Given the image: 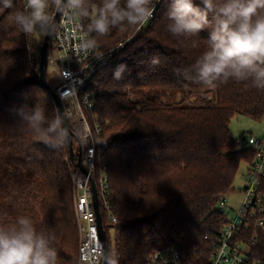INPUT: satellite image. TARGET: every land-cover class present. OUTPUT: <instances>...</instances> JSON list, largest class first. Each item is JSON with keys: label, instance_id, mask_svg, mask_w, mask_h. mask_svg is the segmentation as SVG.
Listing matches in <instances>:
<instances>
[{"label": "trees", "instance_id": "1", "mask_svg": "<svg viewBox=\"0 0 264 264\" xmlns=\"http://www.w3.org/2000/svg\"><path fill=\"white\" fill-rule=\"evenodd\" d=\"M100 3L89 0V17L78 16L85 27ZM26 5L27 0H13L8 9L0 4V225L26 216L38 230L55 234L58 264H78L68 143L59 149L46 146L17 111L37 107L47 121L59 116L39 80L40 46L14 20ZM167 10L168 0H159L153 18L91 82L100 127L97 151L109 163V200L117 219L109 220L101 205L108 264H148L153 252L169 245L178 248L183 264H209L225 223L218 203L235 191L240 164L247 175L255 159L254 150L244 147L252 135L234 139L229 124L237 115L262 120L264 90L235 81L207 87L178 74L206 50L208 32L173 36ZM55 11L49 9L52 18ZM135 28L91 36L108 48ZM153 57L159 59L157 66L151 64ZM121 64L127 70L116 80L113 73ZM260 190L264 210V177ZM252 234L244 235L250 260L264 264V229L254 243Z\"/></svg>", "mask_w": 264, "mask_h": 264}, {"label": "clouds", "instance_id": "2", "mask_svg": "<svg viewBox=\"0 0 264 264\" xmlns=\"http://www.w3.org/2000/svg\"><path fill=\"white\" fill-rule=\"evenodd\" d=\"M156 3L159 0H101L86 29L76 25L84 32L78 47L87 51L95 48L96 36L125 26H143ZM0 4L12 8L13 0H0ZM50 8L82 19L90 15L89 0H27V10L16 12L15 23L25 34L47 33L53 26ZM166 15L167 30L175 37L208 32L206 50L178 74L207 87L235 81L264 90V0H168ZM151 64L157 66L159 59L153 57ZM126 70V64L118 65L113 78L121 79ZM17 111L46 146L59 149L67 142L68 131L60 116L47 121L37 107ZM54 241V233L38 230L30 218L21 216L10 225H0V264H58Z\"/></svg>", "mask_w": 264, "mask_h": 264}, {"label": "built area", "instance_id": "3", "mask_svg": "<svg viewBox=\"0 0 264 264\" xmlns=\"http://www.w3.org/2000/svg\"><path fill=\"white\" fill-rule=\"evenodd\" d=\"M152 18L153 15L147 22ZM76 25L86 29L78 16L58 13L47 50V71L54 76L56 85L53 88L78 146L72 173L73 206L79 232L78 264H102L104 243L98 231L91 180L96 187L99 208L103 206L109 220L114 223L117 220L109 200V163L97 151L96 136L100 133V127L91 82L100 68L115 59L116 54L132 42L143 26H136L131 35L109 48L104 49L96 44L95 48L85 51L78 47L84 32L78 30ZM247 143L255 152V159L247 168V185L242 189L240 205L232 216L226 213L227 209L232 210L226 205L225 198L228 196L218 203V212L225 218V223L209 264H252L250 247L244 235L253 232L249 241L254 243L257 231L264 229L263 194L260 190V182L264 177V137L252 136ZM79 166H83L86 171L80 170ZM148 264H183V258L176 246L169 245L153 252Z\"/></svg>", "mask_w": 264, "mask_h": 264}, {"label": "rangeland", "instance_id": "4", "mask_svg": "<svg viewBox=\"0 0 264 264\" xmlns=\"http://www.w3.org/2000/svg\"><path fill=\"white\" fill-rule=\"evenodd\" d=\"M31 37V42L33 45H37L38 47L41 44L42 37L44 36V33H40L39 31L33 32L29 34ZM121 41V40H120ZM115 45V44H114ZM113 46V45H112ZM109 48V47H108ZM106 49V48H104ZM48 66L46 69V78L49 84L54 87L56 85V81L54 80L53 75L48 74ZM194 100V98H192ZM229 130H230V135L232 138L237 139L242 136L248 137L249 135H252L253 137L257 138H263L264 137V118L260 121L253 120L250 117L244 116V115H237L235 116L234 119L231 120L229 124ZM249 146L248 143L244 144V147ZM78 151V146L77 143L75 146H73V160L70 157V160L72 162V167L73 165L75 166L76 163H74L76 159ZM247 185V178H246V166L244 163L240 164L238 173L236 175L235 181H234V187L235 191L232 192L231 194L226 197V205L227 207L231 208L226 210V213L228 216H232L234 214V210H237L241 199H242V189ZM74 208V206H73ZM112 209V208H111ZM117 220V219H116ZM117 222V221H116ZM115 231H110V240L111 243L114 244L115 241ZM77 242L79 245V236L77 238ZM106 242L108 244V239L106 235Z\"/></svg>", "mask_w": 264, "mask_h": 264}, {"label": "water", "instance_id": "5", "mask_svg": "<svg viewBox=\"0 0 264 264\" xmlns=\"http://www.w3.org/2000/svg\"><path fill=\"white\" fill-rule=\"evenodd\" d=\"M58 13H59V11L56 10L54 15H53V26H54L55 21L57 19ZM53 26H52V28H53ZM52 28L47 33H44V36H43V39H42V42H41V45L39 48V56H40L39 80H40L41 84L44 86V88L50 94V96H51V98H52V100H53V102H54V104L58 110L59 116L63 119V126L68 131L67 143L69 146L70 157H71V159H73V136H74V134H73V131H72L71 126L69 124V121L67 119V116L64 112L63 106L59 100V97L57 96L56 91L49 84V82L47 81V78H46L47 50H48V46H49ZM79 168L82 171H86L85 168H83V166H79ZM91 188H92V198H93V203H94V209H95L96 218H97L98 231H99V235H100V237L104 243V255H103L102 264H108V259H109L108 244L106 242V233L104 231L103 224H102V216H101V212H100V208H99V199H98L96 187H95L93 180H91Z\"/></svg>", "mask_w": 264, "mask_h": 264}]
</instances>
